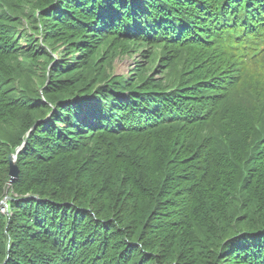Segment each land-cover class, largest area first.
I'll use <instances>...</instances> for the list:
<instances>
[{"label":"trees","instance_id":"16d2710c","mask_svg":"<svg viewBox=\"0 0 264 264\" xmlns=\"http://www.w3.org/2000/svg\"><path fill=\"white\" fill-rule=\"evenodd\" d=\"M0 128V264H264V0H0Z\"/></svg>","mask_w":264,"mask_h":264},{"label":"rangeland","instance_id":"374dc122","mask_svg":"<svg viewBox=\"0 0 264 264\" xmlns=\"http://www.w3.org/2000/svg\"><path fill=\"white\" fill-rule=\"evenodd\" d=\"M27 26V25H26ZM32 28V27H31ZM26 34H24V36H22V38H26L25 40L20 39V37L17 38L18 43L20 45H22V47L26 46V41H28V36ZM61 50V49H60ZM59 50V52H60ZM140 54H126V53H114V55L112 57H110L109 62L111 63V67L114 68V72L116 75H124V76H128L130 75V72H133L134 69L136 68V66H140L141 62V57L139 56ZM57 56V55H56ZM38 66H34V65H27L25 64L24 66V70H23V75H20V79L22 80V82H27L29 81V85H31L32 87L36 88L38 87L39 82L41 81V78L39 77V70L37 68ZM139 69V67H138ZM131 76V75H130ZM6 128H0V133H5L8 131H5ZM9 176H10V170H9ZM2 213V212H1ZM4 214V213H2ZM12 214L11 210L9 209V214H4L7 217H10Z\"/></svg>","mask_w":264,"mask_h":264},{"label":"water","instance_id":"95a60500","mask_svg":"<svg viewBox=\"0 0 264 264\" xmlns=\"http://www.w3.org/2000/svg\"><path fill=\"white\" fill-rule=\"evenodd\" d=\"M26 142L23 144L21 148L18 149L17 154L10 156V181H9V187L12 186V184L19 178L20 176V169L16 163L17 161V155L20 152V150L25 146ZM11 200V197L9 195H6V197L1 201L0 206L2 204H5L6 201Z\"/></svg>","mask_w":264,"mask_h":264},{"label":"built area","instance_id":"2783aa9c","mask_svg":"<svg viewBox=\"0 0 264 264\" xmlns=\"http://www.w3.org/2000/svg\"><path fill=\"white\" fill-rule=\"evenodd\" d=\"M0 211H1L2 213H4V214H9V206H8V204H7V201H6L5 204H2V205L0 206Z\"/></svg>","mask_w":264,"mask_h":264}]
</instances>
